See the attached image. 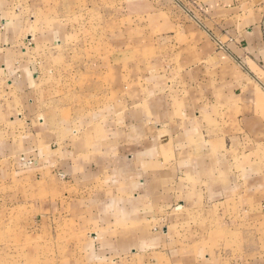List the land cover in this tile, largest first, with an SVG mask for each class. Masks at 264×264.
Instances as JSON below:
<instances>
[{"label":"crops","instance_id":"1","mask_svg":"<svg viewBox=\"0 0 264 264\" xmlns=\"http://www.w3.org/2000/svg\"><path fill=\"white\" fill-rule=\"evenodd\" d=\"M130 4L141 31L132 12L103 48L93 32L78 68L88 87L72 75L63 19L31 16L27 36L0 46V164L26 157L49 210L110 243L125 226L126 243L159 246L157 264H229L190 256L181 229L264 221V0Z\"/></svg>","mask_w":264,"mask_h":264},{"label":"rangeland","instance_id":"2","mask_svg":"<svg viewBox=\"0 0 264 264\" xmlns=\"http://www.w3.org/2000/svg\"><path fill=\"white\" fill-rule=\"evenodd\" d=\"M128 1L0 0V46H14L21 30L27 31V36L34 20L31 16L44 21L63 19L68 23V28L75 31L68 49V59L74 67L71 69L72 75L81 78L83 85L88 87L92 72L82 70L86 71L82 74L78 68L83 62L92 61L93 32H102L99 40L103 48L109 36L105 29L114 22L118 24V31H125V17L131 16L132 12L134 27L137 26L134 32L141 31L137 29L138 25L141 26L137 20L141 10L138 6L127 5ZM15 23L19 24L16 25L18 32H15ZM37 23L41 25L46 22ZM79 35L81 38H77ZM24 40L25 47L32 45V39L26 37ZM5 55L6 60H13L12 51ZM88 92L86 89L83 93ZM79 99L84 98L71 99L70 102L76 104L81 102ZM21 159L27 163L0 164V264H157L159 259L154 250L159 246L143 237L144 243L139 245L126 243V238L121 237L127 232L125 226L116 229L118 239L110 243L109 238L104 239L89 224H81L49 210L50 201L45 196L44 188L33 185L27 175L32 162L24 156ZM231 226L233 228L226 226L224 231H212L206 224H197L196 229H181V237L189 243L190 256L197 249L199 253H212L216 259V254L227 255L229 264H253L255 261L264 264V221L262 224H245L242 230L236 224ZM133 248L136 251H132ZM246 256L250 258L248 261L243 260Z\"/></svg>","mask_w":264,"mask_h":264}]
</instances>
